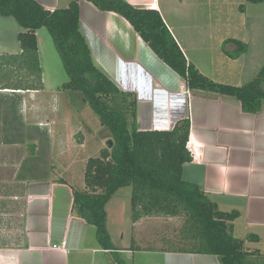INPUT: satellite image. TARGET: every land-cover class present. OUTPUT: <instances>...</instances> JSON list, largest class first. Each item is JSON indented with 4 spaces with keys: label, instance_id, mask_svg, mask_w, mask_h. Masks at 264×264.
I'll return each mask as SVG.
<instances>
[{
    "label": "crops",
    "instance_id": "0c3cea01",
    "mask_svg": "<svg viewBox=\"0 0 264 264\" xmlns=\"http://www.w3.org/2000/svg\"><path fill=\"white\" fill-rule=\"evenodd\" d=\"M36 1L53 10L66 7L71 0ZM126 1L157 10L190 61L166 17L176 12L177 21L184 20L183 5L190 0ZM78 5L80 28L94 63L121 90L136 96L137 128L168 130L187 117L186 148L191 160L183 164V178L198 184L219 209L237 211L234 235L245 238L251 234L245 247L264 253V102L260 111L249 113L233 97L189 89L124 17L100 10L87 0H78ZM2 92L13 93L0 89ZM31 109L20 107L25 115L36 113ZM9 111L7 120L2 121L4 126L0 123V264H128L134 259V264H220L213 254L175 249L173 239L161 234L163 229L153 232L147 225L155 215L140 217L127 232L123 228L127 221L120 220L114 234L108 224L113 216L109 207L119 203L114 202L119 189L105 205L106 227L114 249L101 248L95 227L71 210V183L62 176H52V141L46 123L21 132L20 123L25 121L19 123ZM39 114L45 115L42 111ZM46 115L42 120L49 121V113ZM17 148H22L21 155L16 156ZM79 187L84 188L83 181ZM118 208L113 211L119 212L120 205ZM175 239L178 241V235Z\"/></svg>",
    "mask_w": 264,
    "mask_h": 264
},
{
    "label": "trees",
    "instance_id": "16d2710c",
    "mask_svg": "<svg viewBox=\"0 0 264 264\" xmlns=\"http://www.w3.org/2000/svg\"><path fill=\"white\" fill-rule=\"evenodd\" d=\"M87 1L124 17L189 89L233 97L244 112L262 109L264 60L246 83L214 81L186 59L157 10L134 6L126 0ZM0 15L13 17L22 28L17 34L21 51L0 52V89L27 92L43 88L36 32L45 27L68 77L60 88L68 90L70 97L79 93L110 133L111 144L108 141V147L86 162L84 188L72 186L71 210L95 227L101 248L114 249L106 227L105 205L119 188L130 186L133 222L151 215L183 218L178 244L173 243L178 251L213 254L220 264H264V253L245 247L251 234L245 238L234 235L233 221L238 212L219 210L198 184L183 178V164L191 160L186 148L189 119L177 120L168 130L137 128L136 96L121 90L94 63L80 28L78 0L53 10L36 0H0ZM235 43L238 47L230 56L237 58L244 53L246 44L238 40ZM15 71H19L18 76Z\"/></svg>",
    "mask_w": 264,
    "mask_h": 264
},
{
    "label": "rangeland",
    "instance_id": "374dc122",
    "mask_svg": "<svg viewBox=\"0 0 264 264\" xmlns=\"http://www.w3.org/2000/svg\"><path fill=\"white\" fill-rule=\"evenodd\" d=\"M183 13L184 20L181 18L177 21L176 12L169 13L166 17L173 24L189 60L203 74L214 81L232 85L246 83L254 77L264 60V0L261 3L246 0H190L184 3ZM21 30V26L13 17L0 15V52L14 54L21 51L17 37ZM235 40L246 44V49L239 59L230 56L238 47ZM38 47L43 88L36 94H16L15 90H10L13 93L2 92L0 123L4 126L2 121L7 120L8 110L18 118L19 123L25 121L20 123L23 130H20L21 132L33 125L43 126L46 123L52 141L49 154L52 176H62L72 186L79 187L88 158L98 156L101 149L109 146L110 133L100 124L97 115L79 93L70 97L68 90L60 88L68 77L54 41L45 27L38 31ZM15 72L18 76L19 71ZM21 106L22 110L32 108L36 113L31 114V111L29 115H25L26 112L20 110ZM39 111L45 115L40 116ZM48 113L49 121L42 120ZM24 123L27 127H24ZM17 149L19 153L16 156L21 155L22 148ZM26 149L31 150V146ZM131 194V187L126 186L119 188L117 195H114V202L119 203L114 205V208L109 207L113 216L108 223L114 234L120 220L127 221V224L124 223V231L127 232L132 227ZM119 205V212L113 211L119 209ZM122 207L128 210H121ZM182 221V217L158 215L149 219L147 225L153 232L163 229L161 234L178 244L175 238L179 234ZM160 243L158 238L157 245ZM134 260L127 262L134 264Z\"/></svg>",
    "mask_w": 264,
    "mask_h": 264
},
{
    "label": "water",
    "instance_id": "95a60500",
    "mask_svg": "<svg viewBox=\"0 0 264 264\" xmlns=\"http://www.w3.org/2000/svg\"><path fill=\"white\" fill-rule=\"evenodd\" d=\"M109 144H111V142Z\"/></svg>",
    "mask_w": 264,
    "mask_h": 264
}]
</instances>
